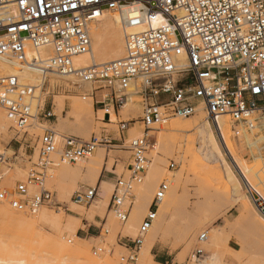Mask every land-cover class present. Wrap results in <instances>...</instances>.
<instances>
[{
  "label": "built area",
  "instance_id": "1",
  "mask_svg": "<svg viewBox=\"0 0 264 264\" xmlns=\"http://www.w3.org/2000/svg\"><path fill=\"white\" fill-rule=\"evenodd\" d=\"M103 11L120 19L123 56L76 70L73 59L90 52V27L99 22ZM0 59L13 61L19 71L27 70L41 79L31 85L16 75L0 77V110L13 124L15 136L22 134L21 147H30L31 138L25 139L30 137L27 128L34 118L36 93L45 85L51 87L47 74L72 75L92 83V92L81 97L91 95L94 105L102 106L107 124H114L111 112L116 117L131 95L140 99L138 120L116 125L125 133L139 124L141 137L117 141L104 133L84 140L44 131L35 144L38 163L11 192L2 188V180L3 169L12 158L0 153V202L18 214L35 215L43 207L56 206L53 193L46 188L53 157L76 165L99 147L117 142L127 145L130 153L129 176L116 179L108 210L118 223L125 224L133 189L147 171L153 127L172 119H189L199 110L219 142H223L224 130L220 121L233 139L253 136L264 142V0H0ZM42 116L53 118L52 107ZM177 167L170 161L168 170ZM170 187L168 180L157 186L128 261H135L136 248L152 228ZM97 197L98 188H79L71 202L88 206ZM206 239L202 234L198 241ZM202 253L196 250L193 258Z\"/></svg>",
  "mask_w": 264,
  "mask_h": 264
},
{
  "label": "rangeland",
  "instance_id": "2",
  "mask_svg": "<svg viewBox=\"0 0 264 264\" xmlns=\"http://www.w3.org/2000/svg\"><path fill=\"white\" fill-rule=\"evenodd\" d=\"M108 14L114 15L115 13L108 12ZM94 24L90 27L89 35L92 29L100 26V21ZM105 63H108V61L103 64ZM16 69L19 70V67H16ZM35 76L37 77V75ZM73 78L76 79L75 77ZM40 80L38 77L34 83H26L37 85ZM68 84L63 81L62 83H57L49 80L51 87L48 88L45 85L43 91L36 93L38 99L33 104L32 114L34 118L30 121L31 126L27 128L30 137H23L26 141L31 138V141H29L30 147H26V145L21 147V144H23L22 134L15 136V132L11 127L12 124H9V129L5 132L0 128V153L12 158L11 163L3 169L2 188H5L8 192L13 191L16 182L25 181L29 170L34 167V164L38 163V147H35V144L37 137L42 136L44 131H51L59 138L79 137L84 140H89L92 136L103 137L104 133H106L109 138L119 141L120 137L123 138V136L118 131V125L116 124L120 121L138 120L140 109L137 103L140 99L132 95L127 101L128 105L123 109H119L116 117L112 114L111 121L114 124H107L106 120L102 122L105 117L104 112H97L102 106H95L96 100H94L93 103L91 102L93 104V113L90 122L78 125L77 118L72 111L74 104L85 102L81 99L83 98L81 96L91 92V89L85 88V82L81 81L79 86L76 87ZM88 97H91V95L86 98ZM98 100H101V98H98ZM51 107L54 117L50 119L44 118L42 116L43 111ZM0 112H2V118L6 120L3 111L0 110ZM196 115L189 119H172L162 125H155L156 131L154 130V133L150 134L153 148L149 151V163L144 179L141 184L136 185L133 189V198L129 201L132 204V211L138 197H141L140 202L143 207H145L147 202L151 203L157 186L164 180L170 182L171 190L172 186L180 178L181 189L179 190L180 202L178 208L168 216V230L163 236L158 238L150 249L147 264H264V222L258 217L264 218V210L262 211L260 208V206H264V168H257L260 161L264 162V142L263 140L258 142L261 150H259V154L255 148L250 149L245 145L243 146L245 141L242 138L244 137L236 140L230 135V141L233 142L237 151L236 154L238 156L240 154L239 157L247 166H252L253 169L254 189L249 190L243 178L237 172L232 159L226 154L225 160L234 171L241 184V189L244 191L245 199L241 201L245 205L248 221L247 223H242L238 220L237 207L232 206L231 202L221 200L224 188L220 185V181L208 169L204 168L201 161L199 162V160H203L210 169L217 166V164L205 161L206 154L201 153L194 132L175 135L172 132L160 130L163 125L166 126L168 123H181L182 125L194 123ZM156 132H161L163 138L155 139L154 134ZM142 134L143 127L137 124L128 132V140L141 137ZM248 138L250 143L257 142L253 136H248ZM217 142L223 151L222 142L218 140ZM114 143L117 142H112V144ZM118 144L120 147L103 145L87 160H83L76 165L61 163L57 156L52 158L54 166L48 167L47 175L49 177L46 181V188L53 193L54 201L57 204L55 207H43L42 209L49 214L53 213V216H57L63 222V225L71 222V231H67L63 227L61 230H55L51 227H45L41 231L36 227L20 230L6 219L3 207L16 215L19 214L12 211L6 203L0 202V264H89L85 259L87 255L97 258L100 264L140 263V246L136 248L135 261L130 262L127 259L132 252V242L137 237L139 225L147 211H142L143 209H141L140 219L137 222L135 231L132 235L126 236L122 235L120 231L125 224L118 223L112 213L113 220L111 221L108 218V212H110L108 203L114 182L111 184L106 183L108 184L107 196L100 195L102 193L101 187L104 183L101 182L98 197L88 206H78L71 202V196L76 190L87 187L95 188L98 184V177L95 180L93 173L86 172V167L90 163V159L96 157V153L99 150L103 157L102 165L96 167L100 168V171L104 167L105 161H107V169L110 171L112 165L119 160V155H124V163L118 162L115 175L117 178H128L130 153L127 151V145ZM165 145H173L175 148L174 152H164L163 147ZM115 151H127V153L121 154ZM13 154H15V157H12ZM170 161L178 165L173 171L168 170ZM156 166H159L158 181L155 182L154 188L149 190L146 185L153 181V177L150 175V168ZM65 171L68 174L64 176ZM62 177H65L66 185L72 190L70 197L67 199L61 197L58 191V181ZM217 197L220 198L219 203L214 202L211 205L207 203ZM98 203L102 209L97 206ZM96 206L97 208L95 209ZM22 216L28 218L27 215L22 214ZM74 217L85 219L87 223L93 224L97 229V235L95 237H85L79 231L86 228L82 226L80 220ZM95 218H98L99 221L95 222ZM115 229L118 231H114ZM38 232L43 236V239L37 237ZM148 234L149 232L146 236ZM202 234H206L207 239L200 242L198 238ZM213 234L218 235L221 242L217 250L211 253L208 251V246H210L208 240L209 236ZM57 244L73 249L76 248L83 255L74 257L62 253L61 248L57 247ZM196 250L203 252L202 257L193 258Z\"/></svg>",
  "mask_w": 264,
  "mask_h": 264
},
{
  "label": "bare ground",
  "instance_id": "3",
  "mask_svg": "<svg viewBox=\"0 0 264 264\" xmlns=\"http://www.w3.org/2000/svg\"><path fill=\"white\" fill-rule=\"evenodd\" d=\"M108 12L109 11H103L100 14V17L98 19V21H100V26L98 28L92 29L90 32L89 36L92 39L90 52L88 54L81 55L73 59L74 69L76 70L85 69L86 67L88 68V66L90 65H93V66L103 65L105 61H108V63H111V62L119 60L122 57L123 35L121 34L122 30H121L120 19L117 15L115 14L110 15L111 13L108 14ZM16 67L17 65L15 64V62L9 61L7 59H3V60L0 59V77H8V76L16 75L18 76L19 81L22 83H26V82L34 83V81H36V79L38 78V76L36 77L35 74L27 70L19 71L16 69ZM73 77L74 76L72 75L61 77L55 74H47V79H49L50 81H56L57 83L59 82L62 83L63 81L66 84L70 83L68 85H71L72 87L79 86L80 81H78L77 79H74ZM44 80L42 79V82ZM85 88L91 89V92H92L93 90L92 83H85ZM81 99L85 102L81 104L76 103L79 105L74 104L75 106L72 110L73 114L77 118L78 125H84L90 122V118L93 113V106H92L93 98L85 97ZM60 103L62 104V102ZM127 105H128V102L122 107V109L125 108ZM99 112H102V111L100 110ZM1 113L2 112H0V128L5 132L7 129H9V124H12V123H10V121L7 118L6 120H4L1 116ZM112 114L113 113L111 112L110 119L112 117ZM159 125H162V124H159ZM219 125L221 129H224L222 130L223 142L222 141L221 142L223 144L225 152L224 150L222 151V148H220V146L218 145V142L212 131V127L210 123L207 121L205 114L201 110L198 111V114L195 117L194 123L184 124V125H182L181 123H168V125L166 126L163 125V127L160 130L165 131V132L166 131L172 132L175 135H181L182 133H187L191 131L194 132V135L196 136V140L200 146L201 153L206 154V158H204L205 161L209 163L217 164L215 168L210 169L206 166L207 164H205L203 160H199V162L200 161L202 162V165L204 166V168L208 169L217 178V180L220 181V185H222V187L224 188V193L221 196V200L231 202L232 206L237 207L238 220L242 223H247L248 218H247L245 205L241 201L242 199H245L244 194H243L244 191H242L241 184L239 180L237 179V177L235 176L234 171L232 170L228 162L225 160L226 154L232 159L233 164L235 168L237 169V172H239V174L243 178V181L245 182L249 190L254 189V182H253V175H252L253 169H252V166L251 167L247 166V164L239 157L240 154L239 156L236 154L237 151L235 150L233 142L230 141L231 134H229L227 125L222 121L219 122ZM12 126L13 124L11 125V127ZM153 128L157 129L155 126ZM161 132L160 133L156 132L154 134L155 139L158 140L160 138H163V134ZM175 137H178V136H175ZM242 139H244L243 141H245V143L243 142V146L245 145L250 149L255 148L258 153L261 151L259 143H258L262 141L261 138L255 139L257 140V142H253V143H250L248 136H244V138ZM177 149H180V148H177ZM174 150L175 148L173 145H165L163 147V151L166 153L174 152ZM102 158H103L102 153L99 150L98 153H96V157L91 158L90 163L86 167V172L93 173L95 180L98 177L99 172H100V168H97L96 166L102 165ZM259 163L260 164L257 165L258 166L257 168H260V169L264 168V162L260 161ZM158 170H159V166L150 168V175H152L153 181L149 183L148 185H146V187H148L149 190L150 189L152 190L155 186V182L158 181L157 179ZM66 174L68 173L65 171L64 176ZM107 185L108 184L104 182L102 184V187L100 186L101 191H102V193H100V195L102 194L101 196L108 195ZM57 186H58V191L61 197L66 198V199L70 197L72 190L66 185L65 177H62L58 181ZM180 189H181V180L180 178H178L176 183L172 186V189L168 193L167 197L163 201L157 213L156 220L152 228L148 231L149 232L148 236H146L147 234L145 235L146 237H144L145 239H143L140 245L141 261L139 264H147V258L149 256L150 249L153 247V245L158 240V238L160 236H163L168 230L169 222L167 223V219H168V216L171 214V212L175 211L178 208V204L180 202V195H179ZM98 193H99V190H98ZM140 199L141 197H138V199L135 201L133 211L131 209L132 214L130 213L131 214L130 219L127 220L128 222H126L123 228H121L120 231L122 232V235H126V236L132 235L136 229L137 222L140 219L141 209H143L142 211L144 210L147 211L150 203L147 202L145 207H143V205H141ZM219 200L220 198L217 197L212 200H209L207 203L211 205L214 202L219 203L220 202ZM97 206L100 207L99 203ZM97 206L95 207V209L97 208ZM100 208L102 209V207ZM263 210L264 209H262V211ZM3 212H4V215L6 216V219L12 225H14L16 228L20 230H25L30 227H36L39 231L43 230V228L45 227H51V228H54L55 230H61L63 227L67 231L72 230L71 222H67L65 225H63V222L57 216H53L54 215L53 213H52L53 215L49 214L46 210L42 208L35 215H27L28 218L22 216V214L16 215L4 207H3ZM258 217L261 221L264 222V218L260 216ZM108 218L111 221L113 220L111 216V212H108ZM116 230L117 229H115L114 231ZM37 237H39L40 239H43V236L39 234V232L37 233ZM220 240L221 239L219 238L218 235L216 234L210 235L209 240H208V243L210 245L208 246L209 247L208 251H210L211 253H214L217 250V247L220 245V242H221ZM57 247L61 248L62 253L68 254L70 256L77 257L80 255H83V253L76 248L73 249L68 246L60 245V244H57ZM85 259L89 262V264H100V261L97 258H93L89 255L85 256Z\"/></svg>",
  "mask_w": 264,
  "mask_h": 264
},
{
  "label": "crops",
  "instance_id": "4",
  "mask_svg": "<svg viewBox=\"0 0 264 264\" xmlns=\"http://www.w3.org/2000/svg\"><path fill=\"white\" fill-rule=\"evenodd\" d=\"M98 111H100V110H98ZM102 120H104V122H105V117ZM122 136H123V138L128 136V132L122 133ZM110 147H120V145L118 143H114ZM115 152H118V153H121V154H126L127 153V151H115ZM119 157H120L119 160L116 161L112 165L110 171H108V169H107V161H105L106 163H105L104 167L102 168V170L99 172V175H98V184L96 185V188H98V190H99V186H100L101 182H105V183H108V184H111V183L114 182V184H115V181L117 179V176L115 175V172H116L117 167H118V162H120L121 164L124 163V155H119ZM74 218H76V217H74ZM76 219L80 220L82 226L86 228L85 230L81 229L79 231L82 234H84L85 237H95L97 235V233H98L97 229H96V227L93 224L87 223V221L85 219H82V218H76ZM94 221L98 222L99 220H98V218H95Z\"/></svg>",
  "mask_w": 264,
  "mask_h": 264
}]
</instances>
